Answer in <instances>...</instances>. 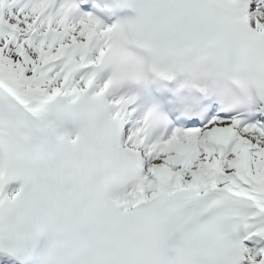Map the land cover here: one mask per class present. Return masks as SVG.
Returning <instances> with one entry per match:
<instances>
[{
  "label": "snow or ice",
  "instance_id": "6c2138e0",
  "mask_svg": "<svg viewBox=\"0 0 264 264\" xmlns=\"http://www.w3.org/2000/svg\"><path fill=\"white\" fill-rule=\"evenodd\" d=\"M0 264H264V0H0Z\"/></svg>",
  "mask_w": 264,
  "mask_h": 264
}]
</instances>
